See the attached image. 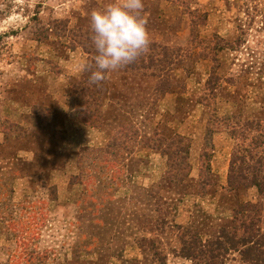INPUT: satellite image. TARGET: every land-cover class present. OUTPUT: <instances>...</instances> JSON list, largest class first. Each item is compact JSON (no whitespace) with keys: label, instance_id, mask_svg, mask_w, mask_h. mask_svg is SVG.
Here are the masks:
<instances>
[{"label":"rangeland","instance_id":"rangeland-1","mask_svg":"<svg viewBox=\"0 0 264 264\" xmlns=\"http://www.w3.org/2000/svg\"><path fill=\"white\" fill-rule=\"evenodd\" d=\"M112 2L0 0V264H192L178 226L234 238L235 210L264 207L228 188L241 147L219 121L262 134L264 0H142L149 52L97 86L89 14Z\"/></svg>","mask_w":264,"mask_h":264},{"label":"trees","instance_id":"trees-1","mask_svg":"<svg viewBox=\"0 0 264 264\" xmlns=\"http://www.w3.org/2000/svg\"><path fill=\"white\" fill-rule=\"evenodd\" d=\"M88 53V52H86ZM89 54V53H88ZM143 57V56H142ZM148 60L149 57L147 56ZM87 100H82L77 104L74 109V118L85 125H93L91 119H95L94 122L99 120L96 115L100 109L99 100L93 102L95 109H91L89 100L91 95L86 97ZM96 107L98 109H96ZM73 110V109H72ZM234 119V118H233ZM230 120L229 117L220 119L221 126L230 132V136L235 138L239 144L240 150H234V156H232L229 164L227 174V186L230 189H236L238 187L248 188L255 186L259 194L264 193V120H262V134H255L256 127H259L260 122L255 121H242L237 123ZM233 127H239V132L235 135L231 129ZM252 131V136H250ZM237 148V147H236ZM188 147L181 148L180 152L186 154ZM181 160H184L183 158ZM262 175V176H261ZM260 177V181H256V177ZM54 200V199H53ZM244 210H235L233 220H231L225 227H231L232 236L226 231L227 228H219L216 235L211 236L206 241H202L200 235L193 233L190 226L181 229L183 233L182 245L186 248V257L192 262V264H225L226 258L223 256L219 262V253L217 251L222 250L223 253L228 254L230 251L238 252L242 256L243 264H264V207L262 209L255 208L249 209L251 205L245 206ZM255 214L256 217L250 216ZM262 214V215H261ZM244 219L239 223L240 229L247 235L244 240H241L237 236V229L235 226L236 221ZM159 221L157 218L156 223ZM15 229V228H14ZM244 235V236H245ZM238 241H236V237ZM20 237V234H19ZM188 237L191 240H187ZM187 241L188 245H185ZM23 245V244H22ZM240 245L241 249H236V246ZM24 252V251H23Z\"/></svg>","mask_w":264,"mask_h":264},{"label":"clouds","instance_id":"clouds-1","mask_svg":"<svg viewBox=\"0 0 264 264\" xmlns=\"http://www.w3.org/2000/svg\"><path fill=\"white\" fill-rule=\"evenodd\" d=\"M142 0H113L103 10L89 14L91 42L96 54L81 70L90 74L88 81L97 85L109 74L136 62L150 50V36L142 16Z\"/></svg>","mask_w":264,"mask_h":264},{"label":"crops","instance_id":"crops-1","mask_svg":"<svg viewBox=\"0 0 264 264\" xmlns=\"http://www.w3.org/2000/svg\"><path fill=\"white\" fill-rule=\"evenodd\" d=\"M222 168H223V171H224L225 167L223 166Z\"/></svg>","mask_w":264,"mask_h":264}]
</instances>
